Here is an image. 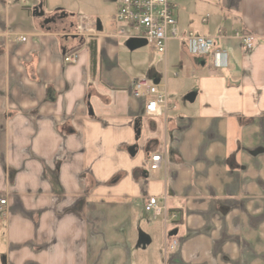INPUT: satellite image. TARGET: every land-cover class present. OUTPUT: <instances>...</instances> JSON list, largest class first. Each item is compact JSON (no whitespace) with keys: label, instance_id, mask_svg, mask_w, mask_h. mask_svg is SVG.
Segmentation results:
<instances>
[{"label":"crops","instance_id":"crops-1","mask_svg":"<svg viewBox=\"0 0 264 264\" xmlns=\"http://www.w3.org/2000/svg\"><path fill=\"white\" fill-rule=\"evenodd\" d=\"M42 1L0 0V264H264V0H173L182 31L217 38L229 65L179 40L183 57L146 70L166 84L159 116L132 94L145 66L121 52L142 37L112 34L117 0L97 18ZM152 195L178 220L153 223Z\"/></svg>","mask_w":264,"mask_h":264},{"label":"built area","instance_id":"built-area-1","mask_svg":"<svg viewBox=\"0 0 264 264\" xmlns=\"http://www.w3.org/2000/svg\"><path fill=\"white\" fill-rule=\"evenodd\" d=\"M118 11L115 15L117 27L112 31L116 37L140 36L147 43L155 45L159 53L166 56L168 44L171 39L182 40L188 51L195 56H211L216 68H226L229 65V53L219 47L217 38L195 33L183 32L175 16L176 5L173 0H117ZM134 29L141 34H131ZM246 50H250L256 37L250 33H235ZM26 40L25 37L22 38ZM65 61L75 63L77 55L65 56ZM132 94L143 101L144 114L147 116H159L168 107V94L166 84L152 77H138L134 79ZM163 156L155 153L149 159V171L151 175L161 169ZM6 199H0V204H5ZM144 209L153 218L163 217L166 224L178 220V213L172 212L166 204V197L149 196L144 204ZM171 240L166 243V253L176 251L179 246V238L169 236Z\"/></svg>","mask_w":264,"mask_h":264},{"label":"rangeland","instance_id":"rangeland-1","mask_svg":"<svg viewBox=\"0 0 264 264\" xmlns=\"http://www.w3.org/2000/svg\"><path fill=\"white\" fill-rule=\"evenodd\" d=\"M105 1L108 0H43L42 2L44 4V12H46L45 14H50L52 12H55L56 10H64V12L75 14L78 16L83 15L85 16V18L89 16L91 18H97V7L98 5H100V2L106 3ZM207 12L210 13V10H205L204 14H206ZM114 29L112 28L111 31H113ZM139 32L141 33V30H139ZM121 55L126 59L128 65L132 63L138 64L141 62V67L145 66V68L140 71V77H149L146 73V70L148 68L154 69L156 66L161 70H164V55L159 53L155 45L152 43H146L144 46L133 50H130L129 48H126L125 50L124 48V50H122L121 52ZM184 55L185 53L184 50H182L181 42L179 40L171 39L168 44V58H171V60L173 61L177 60L180 56L183 57ZM173 98H176L175 102L185 101L184 98L182 99L180 97L177 98L173 96L172 100ZM156 219L157 220H155V222L153 221V223L163 224L162 221L164 220L162 217ZM160 239L161 238L159 236L155 237L154 244L156 245Z\"/></svg>","mask_w":264,"mask_h":264},{"label":"water","instance_id":"water-1","mask_svg":"<svg viewBox=\"0 0 264 264\" xmlns=\"http://www.w3.org/2000/svg\"><path fill=\"white\" fill-rule=\"evenodd\" d=\"M36 15L43 16L44 12L39 10V8H38ZM146 43L147 42L144 39H142V40L140 39L137 41H133V40L129 41L128 45L130 48H137V47L145 45ZM147 242H148L147 237L145 235H141L140 244H142L143 246H146Z\"/></svg>","mask_w":264,"mask_h":264},{"label":"trees","instance_id":"trees-1","mask_svg":"<svg viewBox=\"0 0 264 264\" xmlns=\"http://www.w3.org/2000/svg\"><path fill=\"white\" fill-rule=\"evenodd\" d=\"M90 55H91V60H92V64H95V60H96V44L94 42V40H91L90 42Z\"/></svg>","mask_w":264,"mask_h":264}]
</instances>
